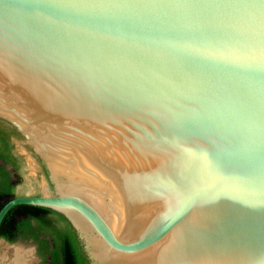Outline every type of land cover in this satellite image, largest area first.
I'll list each match as a JSON object with an SVG mask.
<instances>
[{
	"label": "water",
	"instance_id": "water-1",
	"mask_svg": "<svg viewBox=\"0 0 264 264\" xmlns=\"http://www.w3.org/2000/svg\"><path fill=\"white\" fill-rule=\"evenodd\" d=\"M0 121L50 187L0 225L48 208L89 264H264V0H0Z\"/></svg>",
	"mask_w": 264,
	"mask_h": 264
},
{
	"label": "trees",
	"instance_id": "trees-1",
	"mask_svg": "<svg viewBox=\"0 0 264 264\" xmlns=\"http://www.w3.org/2000/svg\"><path fill=\"white\" fill-rule=\"evenodd\" d=\"M15 134L12 127L0 121V209L16 196L17 180L13 179L12 172L6 170V166H11L15 176L20 171L22 158L12 151L11 137ZM60 234L59 244L57 235ZM0 238L11 243L32 239L38 244L39 255L49 258L50 264H89L70 224L62 215L45 207L28 204L12 207L1 222ZM51 244L59 245L60 257L57 246L53 249Z\"/></svg>",
	"mask_w": 264,
	"mask_h": 264
},
{
	"label": "rangeland",
	"instance_id": "rangeland-1",
	"mask_svg": "<svg viewBox=\"0 0 264 264\" xmlns=\"http://www.w3.org/2000/svg\"><path fill=\"white\" fill-rule=\"evenodd\" d=\"M14 146L21 153V177L17 179L14 194L38 195L42 193L39 185H44L50 191L48 181L39 160L33 155L31 148L20 145L21 139H13ZM0 264H43L37 256L35 244L19 240L8 242L0 238Z\"/></svg>",
	"mask_w": 264,
	"mask_h": 264
},
{
	"label": "flooded vegetation",
	"instance_id": "flooded-vegetation-1",
	"mask_svg": "<svg viewBox=\"0 0 264 264\" xmlns=\"http://www.w3.org/2000/svg\"><path fill=\"white\" fill-rule=\"evenodd\" d=\"M14 136H17V135L15 134ZM12 137H13V136H12ZM12 137H11V142L13 143V141H12ZM13 145H14V143H13ZM12 151H13V153H14V146H13V150H12ZM14 154H16V153H14ZM17 155H18V154H17ZM21 160H22V159H21ZM22 163H24L23 160H22V162H20V171H19L18 175H16V176H15V174L13 173V169H12V167H11V166H6V170H7L8 172H12L13 179H15V180H17V179H19V178L21 177ZM0 164H2L1 161H0ZM57 236H58V241H57V242H59V244H60V243H61V240H60L61 234H60V235H57ZM20 240H21V239H20ZM18 241H19V240H18ZM24 241H25V240H24ZM28 241L34 243V242L32 241V239H30V240H28ZM34 244H35V250H36L37 256L40 257V261L43 262V264H50V259H49V258H47V259L42 258V256L39 255V253H38V244H36V243H34ZM55 246H57V245H55ZM55 246L51 244V248L53 247V249H54ZM56 251H57L58 256H59V254H60V248H59V245L57 246ZM59 257H60V256H59ZM58 260H59V258H58Z\"/></svg>",
	"mask_w": 264,
	"mask_h": 264
}]
</instances>
